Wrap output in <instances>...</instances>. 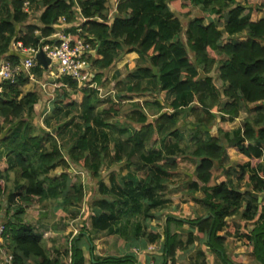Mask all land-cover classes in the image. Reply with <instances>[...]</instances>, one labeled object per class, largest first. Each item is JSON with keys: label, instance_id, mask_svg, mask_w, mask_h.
Here are the masks:
<instances>
[{"label": "trees", "instance_id": "trees-1", "mask_svg": "<svg viewBox=\"0 0 264 264\" xmlns=\"http://www.w3.org/2000/svg\"><path fill=\"white\" fill-rule=\"evenodd\" d=\"M192 3L223 18L224 30L215 22L206 25L205 17L197 16L188 22L186 41L181 40L183 24L176 10L190 11L181 0H119L112 18L106 0H0V60L8 58L19 65L27 54L14 52L13 45L21 42L25 48L39 46L42 38L56 31L60 18L69 25L78 21L77 6L86 18L83 33L94 47L100 43L97 57L91 60L100 86L107 82L105 70L128 53L139 55L136 62L127 65L130 73L117 90V102L101 97L95 88H82L64 78L63 83L73 93L63 89V97L55 102L45 120L50 131L35 124L39 95L24 90L31 81L29 73L21 72L14 83L0 80V163L5 158L8 164L4 170L0 167V203L7 201L2 248L12 255L14 264H138L134 254L96 257L90 233L74 237L69 248H51L37 234L35 225L25 221L26 209L34 202L60 198L65 211L81 207L84 183H72L69 168L76 164L99 179L102 167L110 161L120 163L121 170L126 169L132 177L139 172H146V176L137 185L134 181L122 185L113 174L111 187L100 179L99 190L104 197L93 205L102 213L92 217L93 232H117L116 211L120 206L128 207L136 220L143 215L145 228L149 227L155 218L150 212L164 204L163 197L170 190L181 156L196 163L195 177L190 176L186 185L190 200L201 204L205 213L190 218L169 216L163 233H147L141 223L134 222L128 232L126 227L119 229L128 247L139 246L143 238L148 243L161 242L160 264H180V251H188L200 241L224 264H244L235 255H227L225 243L235 237L243 240L257 261L264 264V202L260 201L264 194V17L257 22L242 20L251 6L264 11V0ZM39 7L40 24L29 23L31 11ZM243 32L246 40L227 41ZM215 69L229 84L223 92L212 75ZM31 72L41 78L44 69L38 64ZM163 91L165 97L154 102L132 101L128 121L121 124V102L131 100L132 95ZM224 98L228 101L223 104ZM107 102L109 106L99 111ZM248 103L254 104V114L241 127L229 131L220 128L217 137L204 138L219 117L222 122L233 121L240 116L242 105ZM148 109L156 114L153 119ZM190 117L193 119L186 131L191 139L184 144L181 121ZM66 131L71 134L70 140L63 143ZM230 146L249 161L240 166L236 179L220 180L215 171H227ZM59 167L62 172L52 176ZM13 171L19 176L11 186ZM243 180L248 186L244 192L234 187V181ZM196 192L203 197H196ZM71 212L77 217L79 211ZM237 216L253 222L252 230L246 232ZM185 224L189 228H184ZM83 240L90 259L84 254ZM207 251L199 247L186 264H210ZM62 255L70 257L71 262L62 261Z\"/></svg>", "mask_w": 264, "mask_h": 264}, {"label": "rangeland", "instance_id": "rangeland-1", "mask_svg": "<svg viewBox=\"0 0 264 264\" xmlns=\"http://www.w3.org/2000/svg\"><path fill=\"white\" fill-rule=\"evenodd\" d=\"M119 0H106L107 7L109 8L110 12L109 15L111 18L115 15V10L116 6L118 4ZM245 3V0H239ZM183 5H186L190 11L189 12H184L182 10H176V15L181 19L182 24H183V31L182 34L180 35V39L183 41H186V35H185V30L187 28L188 22L193 19L194 17L197 16H203L207 18V22L210 21L211 18L217 19L219 16L211 11V9H206L202 5H195L192 3V0H181ZM253 10L256 12H264V11H259L256 9V6H251ZM250 9V8H249ZM41 11L38 8H34L33 11L30 13V18L28 20L29 23H34V24H39V15ZM221 20H218L219 27H222L224 24V19L220 18ZM78 23V22H77ZM93 64V63H92ZM115 65V64H114ZM112 66L111 68L107 69L104 73V80L107 79L106 85L105 86H100L99 88L103 89V94L102 97L105 96V94L110 93V91H117L119 90L123 82L126 81L127 74L129 73V69L127 65L125 66L124 70V75L120 78V76H116L115 74V67ZM94 66V65H93ZM94 70L97 73V69L94 67ZM118 72V71H117ZM116 72V73H117ZM213 77L216 80V83L219 88H222L221 81L219 80L218 76V69H215L214 72L212 73ZM47 81V88L42 86V82H30L28 85L25 86L24 90L29 91L33 90L36 91L39 95V101L36 105V118H35V124L38 126V128L44 130L46 129L47 131H50V128H47L46 124H44V118L49 117V115L52 113V110L54 108L55 102L58 101V99L62 98L63 94V88H58L55 86V81L52 79H40ZM123 81V82H122ZM119 82H121L119 84ZM52 83V84H51ZM66 91L69 92V94H72V90L66 88ZM113 95V93H112ZM164 95V93H163ZM114 96V95H113ZM165 96H162L161 93L158 94H151L147 93L144 95H132L131 100H124L121 102V114L119 117V120L121 121V124H126L128 121L127 115L130 113L132 110V101L137 102V103H144L146 101L154 102L156 99L161 98L163 99ZM79 96L77 98V101H79ZM66 102H69L70 99H66ZM109 103H103L101 108L108 107ZM246 110V109H245ZM149 114V117L151 119L154 118V114L151 110H146ZM79 117V116H77ZM193 118H185L182 119L181 121V127L186 129L188 122L192 121ZM217 124V125H216ZM213 127V133L217 135L218 133V128L222 125V127L228 126L226 123L221 124L220 119L217 120V123ZM223 128V129H224ZM71 127H69L70 131ZM53 134L56 135V132L53 131ZM70 133L68 131L65 132L62 142H68L70 140ZM64 152L66 153V149H64ZM196 166V163L193 162L192 160L188 158H184L181 156L179 160V166L176 171L173 172V177H172V184L170 185V190L167 193L165 197L169 199V202L167 205H159L157 206L153 211H151V215L154 216L153 220L149 224V227L145 228L144 221H143V215L139 217V219L136 220V218H132L131 213L127 210L126 207H118L116 211V215H119L116 221V228L118 229L117 232H115L113 235L112 234H107L105 232L102 233H94L92 230V217H94V212L99 214L100 210H96L93 206L95 201L103 198L104 196L99 190V182L100 179L104 180L106 183L110 182V177L111 175L115 174L117 180L124 185V181H128L130 179V176L126 169L121 170L122 166L120 163H115L112 164L110 161L106 162L104 166L101 169V178L97 179L92 176V174L85 170L82 169L80 166L76 164H72L71 167L69 168V172L71 173L72 180L71 182L74 183L75 181L81 180L82 183H84L85 187V199L82 204V206L75 208L76 206L69 207L67 211H65L62 207L61 204L63 202L62 198L55 200V201H43L41 203L34 202L33 206L27 207L29 211L26 212V218L28 222L33 223L34 225L39 224L37 221L40 223H46L51 226H53V229L60 230V245L59 246H64L66 245L67 248L70 247V243L74 238V234H77L78 231H85L88 232L94 236V244L95 247L97 248L95 251V256L96 257H105L110 254L114 255H122L124 251L123 248L127 247L128 242L124 236L121 235L119 232V229L123 230L125 227L126 232L130 231L131 227L134 226L133 223L137 222L141 223L145 231L147 233H157V232H162L163 228L165 226L166 220L169 216H175L177 218H190L195 216L196 214L203 215L205 213V210L201 205H198L197 203L192 202L191 199V194L187 190V185L186 181L190 178V172L194 171V168ZM62 171V168L59 167L58 169L54 170L51 175L55 176L58 175V172ZM189 172V173H187ZM215 174L217 177L221 180L223 179L224 171L222 170L221 172L215 171ZM143 175H146V172H140L139 177H143ZM18 172L13 171L11 173V179L12 181H16L18 179ZM140 179V178H139ZM198 198L203 197L202 193H198L196 196ZM0 203V211H2L4 208V204ZM75 208V209H74ZM53 209V211L51 210ZM52 211V215L51 212ZM73 211L74 213H77V217L73 215L71 212ZM98 211V212H96ZM204 211V213H203ZM96 214V215H97ZM41 217L42 219L39 220ZM75 218H77L75 220ZM238 221H240L245 229V231H250L252 229V225L246 224L244 225L241 217L237 216L235 217ZM0 225H4L0 224ZM188 227L187 224L184 225V228ZM175 230L179 229V227L175 226ZM71 229V231H68ZM50 230V229H49ZM43 232V231H42ZM49 233L51 234L52 231L50 230ZM50 234H45L44 238L47 239L50 237ZM133 236V235H130ZM46 241V240H45ZM148 243L147 239H141L140 241V246L144 247V244ZM48 246L49 243H47ZM149 244V243H148ZM147 244V245H148ZM153 246H156L157 249L154 250H149L153 251L154 253L152 255H156L155 253H158L159 251V245L160 243H153L151 244ZM56 246V245H55ZM244 246L246 249L248 246L244 243L243 240L240 238H233L227 241L225 245V249L227 251V255L232 257L233 252L236 250L237 247ZM3 247V246H2ZM52 247V246H51ZM122 248V249H120ZM206 251L208 250L206 247H203ZM249 249V248H248ZM247 249V250H248ZM1 252V263L3 261L4 253H6L5 248H0ZM208 252V251H207ZM97 253V254H96ZM193 253V252H192ZM146 255V254H144ZM194 255V253L192 254ZM90 257V255H89ZM143 257V256H142ZM208 260L213 263L217 259L216 257L212 256L210 252H208ZM146 263L145 258H143L142 263ZM148 262V261H147ZM179 263L180 264H185L189 263V257H187V254L185 252L179 253ZM147 264V263H146ZM149 264V262H148Z\"/></svg>", "mask_w": 264, "mask_h": 264}, {"label": "crops", "instance_id": "crops-1", "mask_svg": "<svg viewBox=\"0 0 264 264\" xmlns=\"http://www.w3.org/2000/svg\"><path fill=\"white\" fill-rule=\"evenodd\" d=\"M107 5V4H106ZM116 8H117V6H116ZM38 9H40V11H41V13H42V8L41 7H39ZM33 11V10H32ZM76 11H77V16H78V21L77 22H82L83 21V19H84V17L82 16V14H81V9L77 6L76 7ZM117 10H115V12H116ZM41 13H40V15H39V18H40V16H41ZM109 17H111L110 15H109ZM264 17V12H256L255 10H253V9H247L246 11H245V13L243 14V16H242V20L244 21V22H257V21H259L260 19H262ZM98 20H100V19H98ZM207 20V18L205 17V24L206 25H208V24H210L211 22H215V23H217L218 24V20H221L220 19V17L218 18V20L217 19H214V18H211L210 19V21H206ZM39 24H40V22H39ZM79 24V23H78ZM219 25V24H218ZM65 24H64V22L62 21V19L61 20H59V22H58V24L56 25V30H61V29H63V28H65ZM219 29L220 30H224V28H223V26L222 27H219ZM38 35L40 34V32H38L37 33ZM247 39V37H246V34H245V32H243V33H241V34H238L236 37H234V38H231V39H229V40H227V41H231V42H241V41H244V40H246ZM12 50L14 51V52H18L19 50L17 49V46H16V44H14L13 45V47H12ZM96 57H97V55H96ZM138 57H139V55L136 53V52H131V53H128V54H126L123 58H121L120 60H118L116 63H115V65L114 66H116L114 69H115V74H116V76L118 75V76H120V78L124 75V70H125V66L126 65H128V64H130V63H132V62H136L137 60H138ZM224 59V58H223ZM112 67V66H111ZM110 67V68H111ZM106 71V70H105ZM118 71V72H117ZM117 72V73H116ZM129 73H130V71H129ZM128 73V74H129ZM46 74V71H45V69H44V74L42 75V77L41 78H38V77H36V79L35 80H31L30 82H42V80H40V79H52L53 80V78L52 77H50V76H47V74ZM128 74H127V76H128ZM218 76H219V74H218ZM106 80V79H105ZM219 80L221 81V84H222V88H220L221 89V92H223L225 89H227L228 87H229V84L228 83H225V82H223L220 78H219ZM58 82V83H57ZM57 82H55V83H57V84H55V86H57L58 88L60 87V88H63V89H66L67 87H66V85L63 83V80H59V81H57ZM45 83H48L47 81H45V80H43V82H42V86L45 84ZM49 84V83H48ZM52 84V83H51ZM46 86H47V84H45ZM44 87L45 89L44 90H46V88L47 87ZM112 93H113V95H112ZM163 93H164V95H163ZM152 94V93H151ZM161 95L162 96H165L166 95V92H162L161 93ZM104 98H111V99H113L115 102H117L118 100H117V91L115 90V91H110V93H107V94H105V96H104ZM132 98V96H130V99ZM39 101V100H38ZM228 101V99L227 98H224L223 99V104L224 103H226ZM38 103V102H37ZM37 103H36V105H37ZM36 105H35V111H36ZM102 106H100L99 107V111H102L104 108H101ZM253 107H254V104H252V103H248L247 105H245V104H243L242 105V108H241V112H240V116L238 117V118H236L235 120H233V121H226V122H222L221 121V119H220V117L218 118V119H220V121H221V124H223V123H226L228 126H226L225 128L224 127H222V125L218 128V133H217V135L215 134V133H213V128H211L209 131H206L205 133H204V138H208V137H217L218 135H219V129L221 128V129H223L224 128V130H226V131H229V130H233V129H237V128H239V127H241L242 126V124L244 123V121L246 120V119H248L250 116H252L253 114H254V111H253ZM246 109V110H245ZM155 116H156V114H155ZM154 116V117H155ZM47 118V117H46ZM46 118H44V124H46L45 123V120H46ZM217 125V124H216ZM215 126V125H214ZM213 126V127H214ZM46 130V129H45ZM187 129H183L182 130V137H183V143L184 144H189L190 143V139H191V137L189 136V134H187V131H186ZM227 151H228V154H229V156H230V161H229V163L228 164H226L225 165V167H226V169H227V171L226 172H224V177H223V180H228V179H236L237 178V176L239 175L238 173L240 172V166L241 165H244V164H246L248 161H249V159L246 157V156H244L241 152H239L238 151V149L235 147V146H230V147H228L227 148ZM261 165H262V168H263V171H264V154H263V156H262V158H261ZM0 167H1V169H6L7 167H8V164H7V161H6V159L4 158L3 159V161L0 163ZM196 167V166H195ZM58 169V168H57ZM58 172V171H57ZM62 171H60V172H58V175L61 173ZM128 172V171H127ZM140 173V172H139ZM139 173H135L134 175H133V177H132V175H131V173L130 172H128V174H129V176H130V179L128 180V181H134V183H135V185H137L139 182H140V180L142 179V178H144L146 175H143V177L141 178V177H139ZM187 173H189V172H187ZM235 173H237V174H235ZM53 176V175H52ZM190 176L192 177H195V168H194V171L193 172H190ZM140 178V179H139ZM104 181V180H103ZM219 181V180H218ZM105 182V181H104ZM106 183V182H105ZM120 183V182H119ZM109 187H111L110 186V182L109 183H106ZM121 184V183H120ZM10 185L11 186H14V181H12V182H10ZM234 187L235 188H238V189H240L241 191H246L247 189H248V186H247V181L246 180H243V181H241V182H236V181H234ZM199 193V192H198ZM198 193L196 192L195 193V195L197 196L198 195ZM262 197V201L264 202V194L261 196ZM260 197V198H261ZM163 199L165 200V202H164V204H163V206H165V205H167V203L169 202V199L167 198V197H163ZM4 209L2 210V211H0V224H3L4 222H5V219H6V214H5V210H6V208H7V201H6V199L4 200ZM198 205H201V204H199V203H197ZM31 205L33 206L34 204H30L28 207H31ZM94 206V205H93ZM202 206V205H201ZM96 210H100L99 212V214H97V213H95L94 212V216H99L101 213H102V210L100 209V208H98V207H94ZM204 209V208H203ZM52 211H53V209H51ZM205 210V209H204ZM27 211H29L28 210V208L26 209V212ZM52 211H50L51 212V215L53 214L52 213ZM96 212H98V211H96ZM203 213H204V211H203ZM97 214V215H96ZM196 215H199V214H196ZM239 217H241V216H239ZM39 218V217H38ZM78 218V217H77ZM77 218H75V220L77 219ZM42 218L40 217L39 218V220H41ZM241 219H242V221H243V223H244V225L246 226V224H248V226L249 225H252V228L254 227V223L253 222H246V221H244L243 220V217H241ZM25 221H27V218H26V215H25ZM167 221V220H166ZM39 224H35V227H36V230H37V234H39V235H41L42 237H43V239H45L44 238V235L45 234H50L49 233V231L51 230L52 231V233L50 234V237L49 238H47V239H45L46 241H47V243H49V245H50V247L51 248H59V249H62L63 247H66V245H64V246H59L60 245V230H57V229H53V226H51V225H49V224H46V223H43V222H39V221H37ZM29 223H31V222H29ZM31 224H33V223H31ZM34 225V224H33ZM187 226L188 227H186V228H189V225L187 224ZM50 229V230H49ZM250 230H252V229H250ZM43 231V232H42ZM68 231H71V229H69ZM249 232V231H248ZM84 233H87V234H89L88 232H85V231H78V233L77 234H74V237H76V238H78L79 237V235H81V234H84ZM161 233H163V231L161 232ZM114 234V233H113ZM112 234V235H113ZM116 234V233H115ZM233 238H235V237H232V238H229L228 240H230V239H233ZM227 240V241H228ZM227 241H226V243H227ZM95 243V242H94ZM226 243H225V245H226ZM151 244H153V243H149L146 247H143V246H132V247H128V245H127V247H125V248H123V250L122 251H124L123 252V254L122 255H114V254H110V255H107V256H124L125 254H134L135 256H136V259H137V261H138V264H148V262H149V264H160L161 262H162V260H163V258H162V244H161V242H160V245H159V251H158V253H155V254H157L158 256H156V255H152L154 252L153 251H149V250H154V249H157V247L156 246H153V245H151ZM56 245V246H55ZM82 246H83V250H84V254H85V256H86V258L87 259H90V257H91V254H90V250H89V247L86 245V243H85V240H83V243H82ZM94 247H95V244H94ZM199 247H206L204 244H202L200 241H196V243H195V246L194 247H192L191 249H189L188 251H185V253L187 254V257H189V260L191 259V257L193 256L192 254L194 253V255H195V253H196V251H197V249L199 248ZM207 248V247H206ZM97 248L95 247V250H96ZM120 249H122V248H120ZM248 249V248H247ZM246 249V247H244V246H240V247H237L236 248V250L233 252V255H235L236 257H238V258H240L241 260H242V262L244 263V264H260L258 261H257V259L255 258V256L253 255V253L248 249L247 250ZM96 252V251H95ZM193 252V253H192ZM97 254V253H96ZM144 254H146V255H144ZM89 255H90V257H89ZM212 255V254H211ZM143 256V257H142ZM212 256H214V257H216V261L215 262H213V263H211L209 260V263L210 264H224L223 262H222V260L220 259V257L218 256V255H212ZM230 257V256H229ZM143 258H145V260H146V263L144 262V263H142V261H143ZM61 259H62V261H65V262H68V263H70L71 262V258L70 257H66L65 255H62L61 256ZM148 261V262H147ZM186 264V263H185Z\"/></svg>", "mask_w": 264, "mask_h": 264}, {"label": "built area", "instance_id": "built-area-1", "mask_svg": "<svg viewBox=\"0 0 264 264\" xmlns=\"http://www.w3.org/2000/svg\"><path fill=\"white\" fill-rule=\"evenodd\" d=\"M25 4L27 10L29 3ZM61 19L66 25L65 28L56 30L47 38H42V44L39 46L25 48L21 42L16 43L17 49L27 55L19 65H14L8 58L1 59L0 80L14 83L17 75L21 72L29 73L30 80H35L37 76L31 70L38 64L45 69L44 65L36 58L40 51H44L51 60L48 68L45 69L47 76L52 77L55 82L70 78L77 82L79 87L97 89L102 97L103 89L99 88L100 85L95 81L96 71L91 61L93 57H96L92 54L95 47L82 29L86 18L82 22H78L79 24L76 22L71 25L67 24L64 18ZM45 86L44 84L43 87ZM4 230L5 226L0 225V248L4 243ZM2 264H14L12 255L7 251L4 253Z\"/></svg>", "mask_w": 264, "mask_h": 264}, {"label": "water", "instance_id": "water-1", "mask_svg": "<svg viewBox=\"0 0 264 264\" xmlns=\"http://www.w3.org/2000/svg\"><path fill=\"white\" fill-rule=\"evenodd\" d=\"M100 48V43L97 44V46L95 47L94 51L92 52V54L94 56H96L98 54ZM36 58L39 62H41L44 65V68L47 69L49 64L51 63L50 58L47 57L46 53L44 51H40L37 55ZM154 73L156 75H158V77L160 78V74L157 70V68H154ZM260 201H262V197L260 198Z\"/></svg>", "mask_w": 264, "mask_h": 264}]
</instances>
